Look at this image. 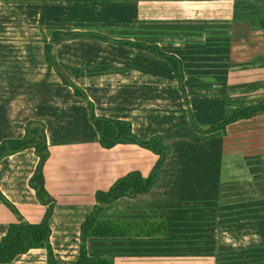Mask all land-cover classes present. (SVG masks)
I'll return each mask as SVG.
<instances>
[{
    "label": "crops",
    "instance_id": "obj_1",
    "mask_svg": "<svg viewBox=\"0 0 264 264\" xmlns=\"http://www.w3.org/2000/svg\"><path fill=\"white\" fill-rule=\"evenodd\" d=\"M155 3L164 0H0V141L21 137L30 119L45 124L49 149L43 167L45 187L56 200L49 220L50 242L60 260L76 259L80 224L92 209L95 191L109 188L130 170L147 175L157 156L135 144H117L109 149L99 145L85 101L61 82L44 59L43 43L52 31L92 30L114 39L157 44L177 55L183 61L190 111L201 126L219 122L231 109L264 98V94L258 97L254 92L260 91L259 87L250 90L255 100L236 104L234 99L244 98L237 94L232 98L233 93L243 92L244 83L264 86V61L247 65L252 72L262 74L233 78L234 69H240L236 73L245 70L234 64L256 56L264 60V29L250 28L251 42L244 45V37L223 36L222 28L206 30L210 26L206 20L141 13L144 5ZM200 25L203 29L197 28ZM54 53L72 77L129 75L135 71L175 80L166 61L127 45L75 38L55 45ZM84 90L96 114L129 120L140 139L160 134L170 147L156 184L133 198L106 205L102 212L105 217H164L168 233L170 216L182 213L190 217L196 214V205L217 196H223V216L235 215L238 221L239 215L237 230L243 229L245 213L264 215L259 214V209H264V197L251 195L255 193L253 185L264 181V114L227 125L226 135L220 131L202 135L191 125L177 88L85 85ZM232 155L255 156L262 176L222 181V164L227 165L226 158ZM35 163L29 149L0 160V189L29 222H39L44 213V206L27 183ZM178 199L186 200L187 205ZM149 205L157 206L155 214H147L145 207ZM118 207L126 214L110 213ZM15 220V215L0 203V237ZM226 221L223 229H228ZM166 235L88 238L87 250L94 256H112L115 264H147V259L154 256L146 252L151 250L147 244L158 243L153 239ZM2 264H48L46 250L32 248Z\"/></svg>",
    "mask_w": 264,
    "mask_h": 264
},
{
    "label": "trees",
    "instance_id": "obj_2",
    "mask_svg": "<svg viewBox=\"0 0 264 264\" xmlns=\"http://www.w3.org/2000/svg\"><path fill=\"white\" fill-rule=\"evenodd\" d=\"M210 2V1H208ZM203 0H185L183 9L178 4L171 3L169 9L162 4L144 5L141 13L148 15L163 14L164 16H179L180 18L199 17L204 9ZM205 12H203L204 14ZM248 27L264 29V15L253 16L248 20ZM75 38H87L99 41L113 42L131 46L152 53L167 62L175 80L169 81L154 75H141L131 71L129 75H101L88 77L69 76L60 65L54 47L58 43ZM45 61L52 67L64 85L69 86L73 93L82 98L88 109V118L98 135L101 147L109 149L117 144H135L154 153L157 158L147 175L138 170H130L116 178L109 188L98 189L94 193V204L91 211L80 224L79 249L74 260H60L56 258L51 242V228L49 220L56 205L55 198L45 187L43 167L49 156L46 127L42 121L30 119L24 124V133L19 138H5L0 141V160L6 156L31 150L36 158L32 174L28 178V186L33 190L37 202L44 206V213L39 222H29L19 212L0 189V203L9 209L16 220L8 223L5 233L0 237V264L12 262L19 254L32 248H45L48 264H115L112 256L90 255L87 250L88 238H156L167 234V221L164 217H105L102 212L106 205L124 197L133 198L139 193L149 191L158 180V173L170 153V147L163 142L160 134L147 139H140L132 131L131 122L124 119L110 118L96 114L93 102L88 98L85 85H138L152 87L177 88L187 108L188 117L193 128L202 135H209L220 131L226 135L227 125L241 119H249L264 114V98L250 105H243L231 109L219 122L201 126L194 120L189 107L186 87L184 83L183 61L177 55L162 50L157 44H148L131 40H119L87 31L54 30L49 39L43 43ZM264 61L256 56L253 60L234 64L236 66L254 65ZM233 163L221 167L220 179L230 180L239 177H261L262 170L255 156L232 155L226 158ZM250 165V166H249Z\"/></svg>",
    "mask_w": 264,
    "mask_h": 264
},
{
    "label": "rangeland",
    "instance_id": "obj_3",
    "mask_svg": "<svg viewBox=\"0 0 264 264\" xmlns=\"http://www.w3.org/2000/svg\"><path fill=\"white\" fill-rule=\"evenodd\" d=\"M171 1L164 0L162 5L165 6V9H169L171 3L175 7L176 3L183 9L182 3L185 0H176L177 2ZM203 1L205 2L204 9L206 11H203L205 13L203 14L202 12L198 15L199 17L192 20H206L210 24V26L206 27V30L215 31L216 29L222 28L223 36L231 37L232 39L244 37V45L251 42V31L248 27L247 20L250 17L264 14V0ZM219 22H222L223 25L219 24ZM220 25L222 26L219 27ZM203 27L204 25L197 26V28L201 29ZM244 47L246 48V46ZM243 67L245 70L242 73L235 72V70H240L239 68L234 69L233 74L235 75L233 78H252L254 74H262L259 71L252 72L250 70L252 67ZM258 87L260 91L256 90L254 92L259 97L264 94V86L257 85V83H244L242 93L232 94V98L237 94L238 97L244 99H237L236 101L234 99L233 102L238 104L255 100L250 90ZM236 90L235 88L233 92ZM189 162L191 163L190 160ZM227 162L228 166H230L229 164L233 165L230 161ZM183 168L185 169L183 166L179 170L182 171L184 170ZM250 185L248 187H251ZM253 188L255 193L251 195L264 197V181L253 185ZM176 201L187 205L185 204L187 203L186 200L178 199ZM182 205L180 204V206ZM196 206H198V210L195 211L196 214L190 217L182 213L179 216L176 215V218L170 216L171 222L168 223L166 237L153 239V241L156 240L158 243L147 244L151 250L147 249L148 251L146 252L154 255L147 259V264H155L154 262H159V264H264V215L249 216L245 213L243 216V229L237 230L235 224L240 221L238 218L239 215L237 216L238 221L234 220L235 215L223 216V196H219V198L217 196L216 198L209 199V203H201ZM121 208H115L110 213L113 215L126 214L123 213V209ZM156 208V205L145 207L149 215L155 214L153 210ZM259 210L261 211L259 214L264 213L263 207ZM224 219L229 220L226 221ZM223 221H226L228 229H223V223H225Z\"/></svg>",
    "mask_w": 264,
    "mask_h": 264
}]
</instances>
